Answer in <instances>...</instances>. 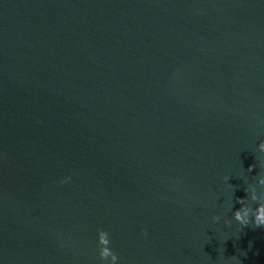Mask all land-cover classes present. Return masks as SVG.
I'll use <instances>...</instances> for the list:
<instances>
[{
    "label": "water",
    "instance_id": "1",
    "mask_svg": "<svg viewBox=\"0 0 264 264\" xmlns=\"http://www.w3.org/2000/svg\"><path fill=\"white\" fill-rule=\"evenodd\" d=\"M261 139L264 0H0V264H264Z\"/></svg>",
    "mask_w": 264,
    "mask_h": 264
},
{
    "label": "clouds",
    "instance_id": "2",
    "mask_svg": "<svg viewBox=\"0 0 264 264\" xmlns=\"http://www.w3.org/2000/svg\"><path fill=\"white\" fill-rule=\"evenodd\" d=\"M256 148L259 153L264 154V139H261L257 143ZM256 159L261 171L253 176L252 179L254 182L245 184L243 191L246 193V196L236 198V202L240 207L233 211L232 204L229 205L232 211L231 219L236 221L241 228L249 226L250 224L253 227H264V157H257ZM254 166L250 164L247 172L250 173ZM228 179L229 177H224L226 182ZM70 180V176H65L60 180V183L64 184ZM228 186L233 187L229 183ZM253 204L255 205L254 207ZM212 219L213 221H218L220 217L213 216ZM225 222L227 223L228 221ZM96 255L99 259V264H119V258L111 247L109 233L103 228L96 230Z\"/></svg>",
    "mask_w": 264,
    "mask_h": 264
}]
</instances>
